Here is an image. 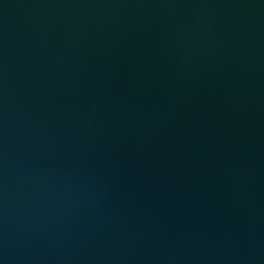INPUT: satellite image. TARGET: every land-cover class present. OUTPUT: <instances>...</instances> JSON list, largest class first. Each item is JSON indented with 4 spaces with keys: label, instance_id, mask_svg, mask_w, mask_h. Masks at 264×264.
I'll list each match as a JSON object with an SVG mask.
<instances>
[{
    "label": "water",
    "instance_id": "95a60500",
    "mask_svg": "<svg viewBox=\"0 0 264 264\" xmlns=\"http://www.w3.org/2000/svg\"><path fill=\"white\" fill-rule=\"evenodd\" d=\"M0 264H264V0H0Z\"/></svg>",
    "mask_w": 264,
    "mask_h": 264
}]
</instances>
